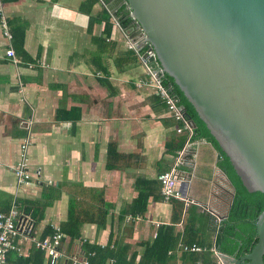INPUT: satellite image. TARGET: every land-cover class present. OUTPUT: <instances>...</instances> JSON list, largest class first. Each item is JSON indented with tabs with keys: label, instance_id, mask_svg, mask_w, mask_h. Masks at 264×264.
<instances>
[{
	"label": "crops",
	"instance_id": "0c3cea01",
	"mask_svg": "<svg viewBox=\"0 0 264 264\" xmlns=\"http://www.w3.org/2000/svg\"><path fill=\"white\" fill-rule=\"evenodd\" d=\"M88 1L1 0L18 37L9 42L0 25V213H24L34 224L15 239L5 264H51L34 239L57 234V264L99 262L90 247H110L115 256L127 249L123 264H151L147 246L161 226L173 235L166 264H233L240 259L215 247L234 199L218 150L195 133L189 140L177 133L154 89L138 86L150 75L129 47L130 28L111 16L108 31V5ZM186 145L176 188L192 203L166 201L159 176ZM23 162L25 183L16 174ZM139 197L147 209L133 217ZM193 246L201 251L184 250Z\"/></svg>",
	"mask_w": 264,
	"mask_h": 264
},
{
	"label": "water",
	"instance_id": "95a60500",
	"mask_svg": "<svg viewBox=\"0 0 264 264\" xmlns=\"http://www.w3.org/2000/svg\"><path fill=\"white\" fill-rule=\"evenodd\" d=\"M126 1L130 38L151 46L144 59L173 79L247 190L264 193V0ZM256 227L233 264H264V212Z\"/></svg>",
	"mask_w": 264,
	"mask_h": 264
},
{
	"label": "trees",
	"instance_id": "16d2710c",
	"mask_svg": "<svg viewBox=\"0 0 264 264\" xmlns=\"http://www.w3.org/2000/svg\"><path fill=\"white\" fill-rule=\"evenodd\" d=\"M97 1L98 0H90L86 5H91ZM104 3L108 5L111 12L109 14L107 10H104L103 13V21L106 22L108 31L112 29V25L110 24L111 16L119 22L123 29L127 30L131 26L137 25V22L131 17V10L126 0H104ZM13 34V39L18 37L17 33L14 32ZM150 48L151 46L146 44L145 47L141 49V54L145 53ZM162 79L164 86L177 98L178 104L184 110L185 117L189 119V121L195 123L194 139L211 142L220 154L221 160L219 162V167L225 173L233 188L234 199L227 218L222 221L217 230L215 247L218 252L226 256L241 259L245 255L251 253L258 243L256 223L258 217L264 212V193L249 192L247 190L241 177L237 174L230 162L229 157L222 151L218 142L212 136L205 123L199 118L194 107L187 101L173 79L166 74H163ZM184 144L185 137L177 143L175 148L181 150ZM146 209L147 201H145V198L139 197L134 204L131 205V214L133 217H136L144 214ZM64 232L67 234L69 233L65 229ZM170 232H172L171 227L161 226L158 229L155 241L147 246V259L151 264H166L168 252L173 248L171 243L173 235L169 234ZM76 237L79 238L80 236L78 235ZM89 249H91V251H96V255L100 259L99 262H97V259H95V262L92 259L90 264H103L109 258L115 259L116 264H123V254L125 255L128 251L125 249L121 252L120 256H115V252H113L110 247H107L105 250H101L100 248L92 249L91 247ZM242 264H249V261H245Z\"/></svg>",
	"mask_w": 264,
	"mask_h": 264
},
{
	"label": "built area",
	"instance_id": "2783aa9c",
	"mask_svg": "<svg viewBox=\"0 0 264 264\" xmlns=\"http://www.w3.org/2000/svg\"><path fill=\"white\" fill-rule=\"evenodd\" d=\"M0 25L3 31L4 37L11 42L13 40V35L11 33L10 27L8 25L7 18L5 17L4 7L0 0ZM144 44L140 49L138 48L137 43H129L130 49L136 52L146 70L150 75V79L148 81H141L138 86H150L154 89L157 96H159L165 105L168 108V111L171 117L179 123V127L177 129L178 134H185L188 136V140L192 138L194 135V129L191 125L189 119L185 117L183 108L178 104V100L175 96H173L168 89L163 84V73L158 68H154L151 66V62L149 59H144V55L148 52L141 54V49L145 47ZM8 57L15 58V53L12 49L7 52ZM151 55V54H150ZM152 56V55H151ZM188 145V143H187ZM186 147L177 155L174 165L172 168L162 173L159 176V181L161 184V193L163 198L166 201L176 199L181 200L187 204L190 201L187 197H185L182 192H180L176 185L182 181H184V175L180 171V167L185 164V155L187 151ZM28 165L23 162L18 165L16 174L18 175L19 181L21 183L27 182L29 179V173L27 170ZM186 176V175H185ZM19 220V221H18ZM33 222L28 220L27 216L24 213H19L16 211H12L9 214L0 213V264H5L7 255L10 250L13 249V244L15 239L20 235L26 234L29 235L33 233ZM62 235L57 234L55 237L47 238L44 241H36L37 247L41 250L46 251L51 257V264H57L60 259V243H61ZM185 251L192 252H200L201 249L197 246L193 247H184ZM217 264H225L222 260H219Z\"/></svg>",
	"mask_w": 264,
	"mask_h": 264
}]
</instances>
